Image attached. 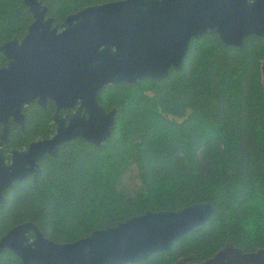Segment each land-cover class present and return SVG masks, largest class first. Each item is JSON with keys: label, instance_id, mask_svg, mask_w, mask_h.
<instances>
[{"label": "trees", "instance_id": "1", "mask_svg": "<svg viewBox=\"0 0 264 264\" xmlns=\"http://www.w3.org/2000/svg\"><path fill=\"white\" fill-rule=\"evenodd\" d=\"M24 0H0V45L21 40L33 19ZM60 24L84 8L121 0H39ZM264 39L244 49L216 35L191 40L182 66L160 81L103 88L98 103L116 108L110 137L96 148L81 139L46 156L40 173L4 191L0 238L24 222L71 243L146 212L179 211L208 202L210 219L167 251L136 264H200L227 245L264 248ZM7 64L0 53V67ZM54 106L25 107L24 136L11 145L50 138ZM32 238V234H29ZM0 264H21L11 252Z\"/></svg>", "mask_w": 264, "mask_h": 264}, {"label": "water", "instance_id": "2", "mask_svg": "<svg viewBox=\"0 0 264 264\" xmlns=\"http://www.w3.org/2000/svg\"><path fill=\"white\" fill-rule=\"evenodd\" d=\"M23 4L33 19L26 35L0 45L7 60L0 67V204L4 190L37 176L39 162L61 145L81 139L98 148L110 137L116 108L98 103L103 88L167 78L181 68L190 41L206 34L239 50L247 37L264 39V0H121L84 8L60 24L42 1ZM34 102L55 105V134L13 151L6 164L8 122L23 127L22 110ZM212 214L208 202L148 211L71 243L53 242L24 222L0 238V254L11 252L21 264H136L169 250ZM200 264H264V248L245 253L227 245Z\"/></svg>", "mask_w": 264, "mask_h": 264}, {"label": "flooded vegetation", "instance_id": "3", "mask_svg": "<svg viewBox=\"0 0 264 264\" xmlns=\"http://www.w3.org/2000/svg\"><path fill=\"white\" fill-rule=\"evenodd\" d=\"M262 73H264V65H262ZM35 103V102H34ZM53 106H54V111H53V114H52V117H53V115H54V113H55V105L52 103V102H50ZM50 103H48V104H50ZM33 104V103H32ZM36 104V103H35ZM48 104L46 105V107L45 108H41V109H46L47 108V106H48ZM31 105V104H30ZM37 105V104H36ZM38 106V105H37ZM39 107V106H38ZM25 108V107H24ZM23 108V109H24ZM40 108V107H39ZM22 114H23V110H22ZM60 114L62 115V116H64V115H66V114H68V112L67 111H61L60 112ZM24 115V114H23ZM52 125H53V127H54V124H53V120H52ZM24 126H25V116H24ZM24 126L23 127H20V126H18L16 123H14L13 122V120L12 119H10L9 120V122H8V127H9V137H8V144H7V146L5 147V146H2V154H3V156H4V158H5V163L6 164H10L11 163V155H12V152L13 151H23V150H26L27 149V147H28V145L30 144V143H28V145L27 146H24V147H22V148H18V147H13L12 145H11V134H12V130L13 129H16V130H19V132H20V134L22 135V137L24 136ZM1 129H2V127L0 126V134H1ZM54 129H55V127H54ZM55 134V130H54V133L50 136V137H52L53 135ZM48 139V138H47ZM42 140V139H41ZM37 141H39V140H37ZM35 142V141H34ZM32 143V142H31ZM46 156H48V155H46ZM45 156V157H46ZM44 157V158H45ZM41 162V161H40ZM39 162V163H40ZM29 177H31V176H29ZM29 177H27V178H29ZM26 178V179H27ZM26 179H24V180H26ZM23 180V181H24ZM22 182V181H21ZM15 183H20V182H15ZM15 183H13V185L15 184ZM12 185V186H13ZM6 190H8V189H6ZM6 190H4V191H6ZM4 191H3V196H4ZM5 198V197H4Z\"/></svg>", "mask_w": 264, "mask_h": 264}, {"label": "rangeland", "instance_id": "4", "mask_svg": "<svg viewBox=\"0 0 264 264\" xmlns=\"http://www.w3.org/2000/svg\"><path fill=\"white\" fill-rule=\"evenodd\" d=\"M263 83H264V73H263Z\"/></svg>", "mask_w": 264, "mask_h": 264}]
</instances>
